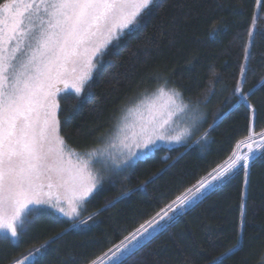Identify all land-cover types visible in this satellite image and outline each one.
Here are the masks:
<instances>
[{"label": "trees", "instance_id": "obj_1", "mask_svg": "<svg viewBox=\"0 0 264 264\" xmlns=\"http://www.w3.org/2000/svg\"><path fill=\"white\" fill-rule=\"evenodd\" d=\"M254 15L256 29L249 45L247 32ZM245 47L250 59L241 86L252 94L241 103L234 89L245 63ZM99 66L81 95L61 98L60 128L72 150L101 145L100 138L106 140L126 107L166 80L187 101L199 102L208 117L188 141L187 151L157 149L127 178L108 183L84 204L87 209L80 219L87 220L127 186L132 192L124 201L75 229L58 213L38 220L22 235L18 247L0 241V264L22 258L65 228L67 233L45 246L38 264H83L95 259L184 188L226 162L251 131L264 133V8L255 0H154L136 28L105 51ZM248 104L254 106V116ZM205 130L208 140L202 148L193 141ZM163 152L171 158L184 155L169 159L174 167L148 184L146 191H137V185L165 167ZM237 238L243 250L222 257L224 264H264V149L251 163L247 183L243 171L231 176L189 207L138 258L142 264H207L209 256H218Z\"/></svg>", "mask_w": 264, "mask_h": 264}, {"label": "snow or ice", "instance_id": "obj_2", "mask_svg": "<svg viewBox=\"0 0 264 264\" xmlns=\"http://www.w3.org/2000/svg\"><path fill=\"white\" fill-rule=\"evenodd\" d=\"M255 3L264 8V0ZM152 5L153 0H5L0 4V233L12 245L18 247L22 235L37 220L57 213L71 221L69 228L87 224L93 215L121 203L132 192L123 186L124 190L118 191L95 214L87 220L80 219L82 206L102 189L106 175L127 178L126 174L161 144L185 147V151L191 147L188 141L199 130L204 115L199 102H186L176 87H168L167 80L152 98L140 101L156 113L150 120L130 135L127 126L118 123L115 135L107 141L102 136L101 145L89 151L87 159L78 158L73 163L71 157L75 153L65 151L66 142L60 135L57 113L61 105L54 98L60 90L55 85L64 83L68 87L71 80L75 93H83L108 45L133 31ZM255 29L254 15L247 32L249 45ZM249 59V47H245V63L240 65L234 89L241 103H247L252 94V90L245 92L241 86ZM161 98L165 103L156 108L155 100ZM248 108L254 116V106L248 104ZM117 140L121 147L114 153ZM207 140L205 130L193 143L204 148ZM240 144L245 145L247 152L234 151L224 164L212 168L149 219L122 234L100 256L86 259L83 264H130L133 260L142 264L138 258L142 249L167 231L189 207L206 198L207 193L239 171L244 172L247 183L251 163L256 153L264 149V133L251 131L237 143V149ZM183 155L166 157L165 167L137 185L136 190L146 191L148 184L174 167L167 162L169 159ZM53 189L71 194L64 198L53 196ZM67 231L68 228L63 229L22 258H13L10 264H38L45 246L54 244ZM238 248L243 250L239 238L218 256H209L207 264H224L222 257Z\"/></svg>", "mask_w": 264, "mask_h": 264}, {"label": "rangeland", "instance_id": "obj_3", "mask_svg": "<svg viewBox=\"0 0 264 264\" xmlns=\"http://www.w3.org/2000/svg\"><path fill=\"white\" fill-rule=\"evenodd\" d=\"M4 2H5V0L2 1V3H4ZM153 2H154V0H153ZM113 42H114V41H113ZM113 42H112V43H113ZM112 43L108 45L107 49L110 48V47L112 46ZM107 49H106V50H107ZM106 50H105V51H106ZM99 65H100V60L98 61L96 68L92 71L91 79H90L89 81L92 80L93 75L95 74V71L100 67ZM71 83H72V81L69 80V81H68V87H65V84H64V83H58V84L55 85V87L58 88L60 91L56 92L54 98H55L56 100H59L60 105H61V98L65 97L66 95L71 94V93L76 94L74 88L71 87ZM155 92H156V90H155V91L148 92L147 94H144L143 96H141V97L137 100V102H133L132 104H129V106L126 107V110H125V111L122 113V115L120 116V118H119L117 124L120 123V122L124 123V124L127 126V132H128L129 135H130L131 133H133V132L138 131V130H139V126H140L142 123H144V122L150 120V119L152 118V116H153L154 114H156L154 111H150L149 108H148V106H147L146 104H143V105H142V104L140 103V101L144 100L145 97L152 98V97H153V94H154ZM81 94H82V93H81ZM81 94H79V95H81ZM76 95H77V94H76ZM182 96H183V95H182ZM184 99H185V98H184ZM185 101L187 102L186 99H185ZM164 103H165V100H164L163 98L158 99V100H155V106H156V108H159V107L162 106ZM193 103H195V102H193ZM199 107H200L201 112H202L203 115H204V120H203V122L201 123V125H200V127H199V129H200L201 127H203L202 125H203L204 121L206 120V118L208 117V115H206V113H205L203 107H201V105H199ZM59 113H60V111L57 113L58 116H59ZM59 118H60V117H59ZM117 124H116V125H117ZM116 125H115L113 131L109 134V136L106 137V140H105V141H107V139H109L110 136L115 135V128H116ZM198 131H199V130H198ZM60 135L63 136V132H61V128H60ZM63 137H64V136H63ZM256 139L259 140L260 137L257 136ZM241 141H242V140H241ZM65 142H66V141H65ZM120 147H121V146H120V144H119V141L117 140V142H116V147H115L114 149H112V151H113L114 153H118L119 150H120ZM161 147H162V148H166V149H171V148H173V147H178V146H168V145H166V144H161L157 149H159V148H161ZM95 148H96V147H95ZM93 149H94V148H93ZM157 149H156L153 153H151L150 155L154 154V153L157 151ZM91 150H92V148H89V149H87V150H85V151L72 150V149L70 148V146L68 145V143H66V149H65L66 152H67V151H71V152L75 153V155H73V156L71 157L73 163H75L76 160H77L78 158L87 159V155H86V154H87L89 151H91ZM235 151L238 152V153H244V152H247V148L245 147L244 144H240V147H239L238 149H237V147H236ZM257 153H258V152H257ZM257 153H256V154H257ZM150 155H149V156H150ZM163 155H165V152H163ZM227 160H228V159H227ZM227 160H226V161H227ZM224 163H225V162H224ZM224 163H223V164H224ZM221 165H222V164H221ZM95 167H99V165H95ZM127 174H128V173H127ZM127 174H126V175H127ZM124 177H125L124 175H115V174H113V175H111V176H107V175H106V176H105V180H104V185H103V187H105L108 183H112V182L117 181V180H119V179H121V178H124ZM103 187H102V188H103ZM52 194H53V196H60L61 198H64L65 196L70 195L71 193H70V192H65L64 190H59V191H58V190H56V189H53ZM63 206H64V207L66 208V210H67V204H64ZM85 208L87 209V207L83 205L82 208H81V211H83ZM42 219H44V218H41V219H39V220H42ZM37 221H38V220H37ZM37 221H36V222H37ZM2 237H3V234L0 233V241L3 240Z\"/></svg>", "mask_w": 264, "mask_h": 264}, {"label": "water", "instance_id": "obj_4", "mask_svg": "<svg viewBox=\"0 0 264 264\" xmlns=\"http://www.w3.org/2000/svg\"><path fill=\"white\" fill-rule=\"evenodd\" d=\"M215 124H217V123H215ZM215 124H214V125H215ZM213 127H214V126H213ZM213 127H212V128H213ZM212 128H211V129H212ZM166 157H170V154L167 153V154L163 155L162 160H163L164 162H165V158H166Z\"/></svg>", "mask_w": 264, "mask_h": 264}, {"label": "flooded vegetation", "instance_id": "obj_5", "mask_svg": "<svg viewBox=\"0 0 264 264\" xmlns=\"http://www.w3.org/2000/svg\"><path fill=\"white\" fill-rule=\"evenodd\" d=\"M2 1H3V0H0V4H3Z\"/></svg>", "mask_w": 264, "mask_h": 264}]
</instances>
